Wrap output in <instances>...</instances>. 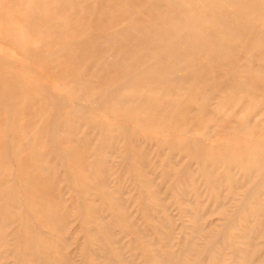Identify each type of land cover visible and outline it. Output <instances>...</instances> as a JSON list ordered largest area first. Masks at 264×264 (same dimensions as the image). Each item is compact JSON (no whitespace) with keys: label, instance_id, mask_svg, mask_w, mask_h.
Instances as JSON below:
<instances>
[{"label":"rangeland","instance_id":"rangeland-1","mask_svg":"<svg viewBox=\"0 0 264 264\" xmlns=\"http://www.w3.org/2000/svg\"><path fill=\"white\" fill-rule=\"evenodd\" d=\"M0 264H264V0H0Z\"/></svg>","mask_w":264,"mask_h":264},{"label":"bare ground","instance_id":"bare-ground-1","mask_svg":"<svg viewBox=\"0 0 264 264\" xmlns=\"http://www.w3.org/2000/svg\"><path fill=\"white\" fill-rule=\"evenodd\" d=\"M11 27V26H10ZM240 149V148H239ZM244 153V152H243ZM180 262H182V261H180Z\"/></svg>","mask_w":264,"mask_h":264}]
</instances>
